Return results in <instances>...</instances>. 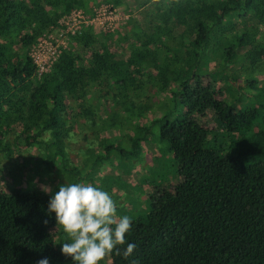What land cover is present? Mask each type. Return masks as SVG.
<instances>
[{
  "label": "trees",
  "instance_id": "trees-1",
  "mask_svg": "<svg viewBox=\"0 0 264 264\" xmlns=\"http://www.w3.org/2000/svg\"><path fill=\"white\" fill-rule=\"evenodd\" d=\"M101 3L127 5L132 21L121 31L86 29L39 74L33 43L72 9ZM263 26L264 0H0V150L33 143L47 167L81 175L87 157L68 141L81 121L102 152L94 164L117 155L131 165L158 123L154 142L166 146L165 166L179 181L173 191L147 183L148 206L130 216L118 246L134 243L133 256L113 251L112 263L264 264V94L219 100L206 80L212 63L232 83L229 72L244 62L262 64ZM99 88L107 101L91 96ZM207 114L216 135L204 127ZM49 198L29 185L0 190V264H72L50 233Z\"/></svg>",
  "mask_w": 264,
  "mask_h": 264
},
{
  "label": "rangeland",
  "instance_id": "rangeland-1",
  "mask_svg": "<svg viewBox=\"0 0 264 264\" xmlns=\"http://www.w3.org/2000/svg\"><path fill=\"white\" fill-rule=\"evenodd\" d=\"M98 5L99 4L93 5L89 13L84 11L88 14H93V12L99 8ZM116 9L118 19L114 21L116 23L113 29L121 31L130 24L133 14L129 13V8L125 4L116 7ZM72 10L69 13H71ZM63 17L59 18V21H61ZM107 20L108 19L100 18L96 21L97 25L94 23L89 27H84L82 31L84 32L86 29H100V27L108 24V22H106ZM48 39H46V43ZM259 40L264 42V26L261 27ZM36 42H38V40L34 43ZM46 45L47 44L40 41L38 49H46ZM30 50L32 53V46ZM244 63L246 65L244 68L246 69H232L233 71L229 72L231 79L237 78V83L221 81L220 73L218 72L222 71V65L220 63L216 66L213 63L210 64V69L214 72V75L210 78L207 77L206 80H210L213 83L217 99L221 100L224 97L231 98V96H234L235 98L240 97L246 100L248 96H252L251 94H264V62L256 67H252L249 61ZM246 79L254 80V86H248V84L245 83ZM235 88H238L239 91L237 92ZM106 93H108L107 88H99V91H93L91 96H104L105 101H107L110 96ZM108 102L109 108L115 111V105L110 101ZM110 109L109 112L111 111ZM203 124L206 129L213 130L215 135L217 132H220L211 114H207ZM78 126L79 128L76 130L75 128L69 130L68 141L69 144L76 148V152L78 151L79 153L80 150H82L80 155L84 154L87 157V160L84 159L86 164H83L81 170V175L83 173H88L87 180H83V178L80 180L81 175L79 172H76L77 175L75 173L65 175L62 168L47 167L42 161L44 151H38L37 145L29 143V145L22 147V152H13L11 155L0 150V190L10 191L12 189L26 188L29 185L31 188L46 194L41 190V185H47L51 191H55L57 187L63 183H74L79 181L91 183L110 194L117 206V218L123 215L130 217L147 208V198L149 195L153 194L152 189L147 184L148 182L156 185L159 184L163 189L166 188L170 191L174 190L179 178L173 177V174H171L172 172L169 170V165L165 166V161L163 159L168 154L166 146L163 144L158 145L154 142V139L158 136V123L153 125L147 146L143 148L139 159L136 160L137 162H133L132 165L128 161L121 162L117 155H112L108 157L107 160H101L94 164L96 154L98 155L102 152L99 151L100 149L98 147L96 148V140L93 138V132L89 130L88 124L81 121ZM16 135L17 132L10 130L6 141L11 144L15 140ZM212 136V139L216 137L214 135ZM117 137L118 136L113 133L109 136L114 143ZM217 140H220V138H217ZM148 146H155V148L152 149ZM161 172L163 173L161 174ZM46 195L50 196V193ZM50 233L57 246L60 248V243L67 239L66 235L57 225L50 230ZM100 264L113 263L108 255H106Z\"/></svg>",
  "mask_w": 264,
  "mask_h": 264
},
{
  "label": "clouds",
  "instance_id": "clouds-1",
  "mask_svg": "<svg viewBox=\"0 0 264 264\" xmlns=\"http://www.w3.org/2000/svg\"><path fill=\"white\" fill-rule=\"evenodd\" d=\"M41 190L50 193L47 213L55 215L57 227L67 237L60 251L72 264H100L113 251L125 260L133 256L134 243H127L122 251L118 247L125 244L132 219L116 217V203L107 191L84 182L63 183L55 191L41 185ZM37 264H50V260L45 257Z\"/></svg>",
  "mask_w": 264,
  "mask_h": 264
},
{
  "label": "built area",
  "instance_id": "built-area-1",
  "mask_svg": "<svg viewBox=\"0 0 264 264\" xmlns=\"http://www.w3.org/2000/svg\"><path fill=\"white\" fill-rule=\"evenodd\" d=\"M93 14H88L80 8H75L71 13L64 16L56 25L50 27L49 31L38 42L33 43L32 53L29 55L36 64L38 73H48L51 71L57 59L61 56L64 49L71 44L74 37L82 34L84 27H89L100 18L108 19V24L100 27L102 30L114 28V22L117 21V9L113 5L101 3ZM49 37V39H48ZM46 39L48 42L46 43ZM47 44L46 49H38L39 43Z\"/></svg>",
  "mask_w": 264,
  "mask_h": 264
}]
</instances>
